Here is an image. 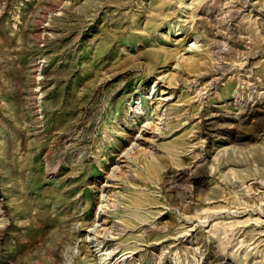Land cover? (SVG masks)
I'll use <instances>...</instances> for the list:
<instances>
[{
  "label": "rangeland",
  "instance_id": "1",
  "mask_svg": "<svg viewBox=\"0 0 264 264\" xmlns=\"http://www.w3.org/2000/svg\"><path fill=\"white\" fill-rule=\"evenodd\" d=\"M263 186L264 0H0V264H264Z\"/></svg>",
  "mask_w": 264,
  "mask_h": 264
},
{
  "label": "bare ground",
  "instance_id": "2",
  "mask_svg": "<svg viewBox=\"0 0 264 264\" xmlns=\"http://www.w3.org/2000/svg\"><path fill=\"white\" fill-rule=\"evenodd\" d=\"M262 188H264V186H263ZM263 193H264V191H263ZM260 210H261V209H260ZM262 210H263V209H262ZM262 213H263V212H262ZM262 222H263V221H261V223H262ZM93 225H94V224H93ZM260 233H261V234H264V228L260 230Z\"/></svg>",
  "mask_w": 264,
  "mask_h": 264
}]
</instances>
